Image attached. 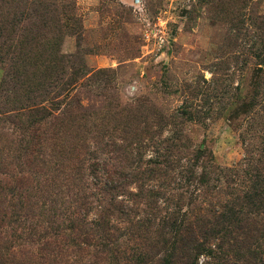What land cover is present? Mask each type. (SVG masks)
<instances>
[{"label": "rangeland", "instance_id": "obj_1", "mask_svg": "<svg viewBox=\"0 0 264 264\" xmlns=\"http://www.w3.org/2000/svg\"><path fill=\"white\" fill-rule=\"evenodd\" d=\"M260 155L264 0H0V264H131L144 208L196 215L233 185L219 169ZM149 159L181 175L148 185ZM120 171L133 213L115 214L110 262L87 225Z\"/></svg>", "mask_w": 264, "mask_h": 264}, {"label": "trees", "instance_id": "obj_2", "mask_svg": "<svg viewBox=\"0 0 264 264\" xmlns=\"http://www.w3.org/2000/svg\"><path fill=\"white\" fill-rule=\"evenodd\" d=\"M23 50L24 48L21 52ZM244 160L243 165L252 166L255 172L251 175L254 177L251 178L252 184L236 183L237 177H241L242 172H245L243 165L219 169L226 181L234 177V183L230 190L224 186L214 189L210 200L199 205L200 210L196 215L191 214L193 210L186 211L181 214L182 218L179 215L177 219V211H170L165 206V214L161 213L162 210H158V214L153 212L152 205H149L150 209L144 208V216L140 217L139 222H142V227L145 226L147 230L144 239L148 244L137 249L139 255L131 264H264V174H257L260 171L259 166L264 167V156H248ZM147 164L153 165L142 172L146 175L148 185L152 184L149 180L157 182L161 176L168 175L166 169L172 170L171 176L174 179L181 175V172L175 171L171 165L160 161L149 159ZM245 168L247 170V167ZM114 174L103 175L98 189L102 196L100 200L97 199L98 212L95 213L96 218L90 220L87 225L99 239L90 243L95 247L94 253L107 256L110 262L117 260L113 246L115 214H128L129 211L133 213V207L129 206L127 200L119 199L116 195V191L125 185L116 179L125 178L127 175L121 171ZM165 181L163 180L162 188L171 195L174 187ZM161 190L151 186L146 193L150 197H156L158 201L157 194H160ZM92 203L93 201L88 200L80 203L82 213L76 217L78 223L84 219V216H81L83 213L90 214L87 207ZM158 205L157 202L153 209ZM75 240H78V237L72 241ZM83 242L88 245L87 241ZM75 245L79 251L82 250L80 244Z\"/></svg>", "mask_w": 264, "mask_h": 264}]
</instances>
